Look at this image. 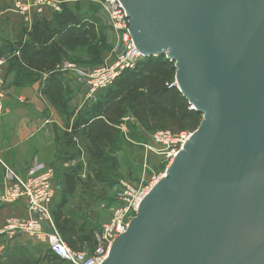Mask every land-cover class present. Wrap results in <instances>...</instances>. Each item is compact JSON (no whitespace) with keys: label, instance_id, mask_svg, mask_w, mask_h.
Wrapping results in <instances>:
<instances>
[{"label":"water","instance_id":"water-1","mask_svg":"<svg viewBox=\"0 0 264 264\" xmlns=\"http://www.w3.org/2000/svg\"><path fill=\"white\" fill-rule=\"evenodd\" d=\"M202 115L102 264H264V0H118Z\"/></svg>","mask_w":264,"mask_h":264},{"label":"crops","instance_id":"crops-1","mask_svg":"<svg viewBox=\"0 0 264 264\" xmlns=\"http://www.w3.org/2000/svg\"><path fill=\"white\" fill-rule=\"evenodd\" d=\"M53 1L58 4L59 11L46 6L38 14L32 9L29 20L26 21L10 10L13 0H0V61L3 62L0 69L5 93L0 117V192L5 168L24 174L29 167H50L55 173L57 198L60 190L64 188L62 186L65 173L69 174L78 166L71 156L76 154L78 159L83 158L77 133L86 124L77 128L75 122L79 116L87 115L94 100H85L86 89L82 77L69 70L68 66L72 65L80 72L87 71L90 67L77 61L51 65L49 60L21 55L20 50L26 46L34 27L42 22H52L61 9L76 18H87L91 14L99 17L98 19L102 17L98 7L95 10L93 0ZM108 33L113 39L112 54L115 55L117 38L109 28ZM105 56L102 55L103 62L111 58L108 50ZM80 181L72 187L76 190L75 200L78 196L81 199L86 198L81 192L84 185L86 193L88 189L94 188L93 182L89 184ZM51 209L53 211V205ZM11 216L28 217L24 202L14 206L0 205V225ZM21 237L14 240L2 237L0 242L9 241L20 245L28 242L36 245L28 237ZM2 249L4 250V246H0L1 251Z\"/></svg>","mask_w":264,"mask_h":264},{"label":"built area","instance_id":"built-area-1","mask_svg":"<svg viewBox=\"0 0 264 264\" xmlns=\"http://www.w3.org/2000/svg\"><path fill=\"white\" fill-rule=\"evenodd\" d=\"M93 3L98 7L100 17L107 20L109 29L115 33L118 44L114 58L104 61L101 65L84 72H80L72 65L68 66L69 70L81 75L86 89L85 100L88 101H93L111 87L122 73L134 70L146 59L132 41L125 20V11L120 2L93 0ZM46 6L59 11L58 4L53 0H13L10 10L28 21L32 9L41 14L42 8ZM2 63L0 61V67ZM172 86L176 87L175 81L168 85V88ZM4 96V79L0 69V117ZM190 109L192 110L191 106ZM193 132L171 134L157 130L151 135L149 149L154 151L157 157L164 158L166 164L164 171L138 185L127 181L118 183L110 216L100 225L99 241L91 250L71 249L54 225L51 207L58 192L54 169L29 167L24 174H18L4 167L6 173L0 192V205L14 206L24 202L28 217L6 218L0 225V236L8 240L26 236L44 252L66 264H102L113 241L125 233L129 222L135 217L139 202L163 178L165 171Z\"/></svg>","mask_w":264,"mask_h":264},{"label":"trees","instance_id":"trees-1","mask_svg":"<svg viewBox=\"0 0 264 264\" xmlns=\"http://www.w3.org/2000/svg\"><path fill=\"white\" fill-rule=\"evenodd\" d=\"M96 7L94 4L95 10ZM95 18H97L96 15ZM78 19L65 9H61L60 13L55 14L52 22L37 24L31 35H29L26 46L21 48V55H27L30 58H43L49 60L51 65L63 64L66 61H77L79 64L89 66V69H91L95 63L102 64V55L106 44L104 29L98 31L97 21H88L84 18L79 21ZM97 31L98 33L94 34ZM174 76L173 63L162 55L144 59L134 70L122 73L113 85L122 78H127L125 81L132 82L124 86L126 92L130 87L143 85L142 92L131 100V105L137 108L144 122L153 119L155 125L164 127L167 124L177 128L178 133L193 132L199 126L202 115L190 109V105L176 87L168 88V85L174 82ZM119 90L120 87H117L114 92ZM119 95L121 94L117 93L113 98L119 100L121 98H118ZM116 100L113 101L112 105L100 104L98 107L96 106L95 113L99 115L95 116L93 115L94 105H92V111L89 110L86 116H79L76 120L75 125L77 128L82 124H86L77 133L82 147L88 148L85 145L93 138L96 144L104 145L107 139L114 136L111 122L118 115L119 105L122 104V101L118 103ZM76 175L77 170L75 169L69 174L65 173L62 186L64 188L59 193V200H57L53 212L57 219H60L59 212L62 204L66 202V188L75 186L74 179L78 178ZM85 190L87 189L85 188ZM62 192L63 194H61ZM59 219L57 229L71 249L74 250L93 238L90 233H87L86 227L80 219L71 218L63 221H59ZM44 253L49 259L60 264H66L48 252Z\"/></svg>","mask_w":264,"mask_h":264},{"label":"rangeland","instance_id":"rangeland-1","mask_svg":"<svg viewBox=\"0 0 264 264\" xmlns=\"http://www.w3.org/2000/svg\"><path fill=\"white\" fill-rule=\"evenodd\" d=\"M84 19L97 21L96 27H98V31L99 29H104L103 33L106 36L104 57H106L105 53L108 50V56L114 58V54H112L114 48V46L112 47L113 39L108 33L107 20L105 18H95L94 14ZM78 20H83V18L80 17ZM98 31L94 32V34H97ZM98 64L95 63L92 66L95 67ZM126 79L122 78L117 81L107 92L98 95L93 102V115H99L95 113L96 106L98 107L100 104L112 105L113 101L116 100L113 97L117 93L121 94L118 96V98H121L116 101L118 103L122 101V104L119 105L118 115L111 122L114 136L107 139L104 145L96 144L93 138L92 141L85 145L88 148L82 147V159H78V155L76 154L71 156L78 163V166L75 168L77 170L76 177L78 178L74 179V182L81 180L80 182L94 183V188L88 189L87 193L84 191L86 186H83L81 192L86 195V198L83 199L80 198L81 196H78V199L75 200L77 198L75 195L76 190L66 188V202L62 204L61 211L59 212V221L78 218L84 223L87 233H90L93 237L74 250H91L96 246L100 236V225L110 216L114 206L113 199L116 197L115 189L120 181L132 182L138 185L149 181L152 176H156L159 173L162 174L161 172L164 171L166 164H164V158L157 157L155 152L149 149L151 135L157 130L166 131L171 134L178 133L177 128H173L167 124L164 127H160L153 123V119L146 122L141 119L137 108L131 105V100L142 92L143 85L140 84L134 88L130 87L126 92L124 86L132 83L125 81ZM117 87H120V90L114 92ZM90 111H92V107ZM128 118L129 120H126ZM83 175L84 178L86 175L87 179H84ZM58 197L56 201L54 200L52 211L56 228L58 219L53 212L55 211L56 202L59 200ZM0 238L2 237L0 236ZM21 238L25 237L22 236ZM63 241L65 242V240ZM0 246H4V250H0V263L60 264L57 261L49 259L41 248L32 243L26 242L20 245L4 241L0 242Z\"/></svg>","mask_w":264,"mask_h":264}]
</instances>
